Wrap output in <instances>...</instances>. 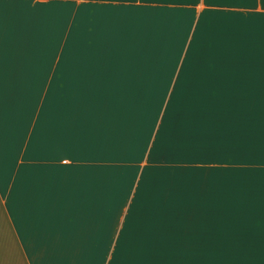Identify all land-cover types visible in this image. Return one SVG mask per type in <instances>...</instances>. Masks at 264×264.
Masks as SVG:
<instances>
[{"label": "crops", "instance_id": "1", "mask_svg": "<svg viewBox=\"0 0 264 264\" xmlns=\"http://www.w3.org/2000/svg\"><path fill=\"white\" fill-rule=\"evenodd\" d=\"M145 247L264 264V0H0V264Z\"/></svg>", "mask_w": 264, "mask_h": 264}, {"label": "rangeland", "instance_id": "2", "mask_svg": "<svg viewBox=\"0 0 264 264\" xmlns=\"http://www.w3.org/2000/svg\"><path fill=\"white\" fill-rule=\"evenodd\" d=\"M29 83H31L30 82V80H29ZM109 205V204H108ZM118 211H116V213H117ZM115 222H116V219H115ZM141 225H145V223L143 222ZM149 227V223L148 222H146V226H145V228H147V230L148 229H150V228H148ZM142 237H144V234H141V238ZM150 238V237H149ZM144 240V239H143ZM127 242H131L130 240L129 241H127ZM152 243V245L150 246V248H153L155 245H157L156 243H154L153 241H151ZM147 244H138L137 243V247L138 246H146ZM129 246H130V243H129ZM147 247H145V248H141V249H128V250H120V252H121V254H122V257L124 258V259H127L128 261H129V263L128 264H130V259H132V258H135V257H138V256H140V257H142V258H150V264H154L153 263V261L152 260H156V257H159V255H157V256H154L153 255V253H146V251H143L144 249H146ZM153 250H155V249H153ZM118 251L119 250H116L115 251V257H116V255L118 254ZM73 253H75L77 256H79V251H73Z\"/></svg>", "mask_w": 264, "mask_h": 264}, {"label": "trees", "instance_id": "3", "mask_svg": "<svg viewBox=\"0 0 264 264\" xmlns=\"http://www.w3.org/2000/svg\"><path fill=\"white\" fill-rule=\"evenodd\" d=\"M118 176H119V179H118L119 184L121 183L120 180L123 183V181L125 180V173L124 172L118 173L117 176H115L114 181H116V177H118ZM132 180L134 181L133 174H132V176L127 178V183H128L127 185L128 186L127 185H117V186L115 185V191L118 192V196L114 202V212L121 210L122 206L125 205V203L123 202V199L125 200L126 198H128V195L131 192V188H132L131 183L133 182Z\"/></svg>", "mask_w": 264, "mask_h": 264}]
</instances>
